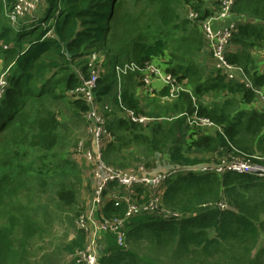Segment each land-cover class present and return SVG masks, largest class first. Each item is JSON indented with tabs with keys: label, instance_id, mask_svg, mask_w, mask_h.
I'll use <instances>...</instances> for the list:
<instances>
[{
	"label": "trees",
	"instance_id": "trees-1",
	"mask_svg": "<svg viewBox=\"0 0 264 264\" xmlns=\"http://www.w3.org/2000/svg\"><path fill=\"white\" fill-rule=\"evenodd\" d=\"M17 1L0 0V69L7 73L0 98V264H25L27 243L37 232L34 204L50 186L48 199L74 220L84 210L81 181L67 152L72 142L52 104L70 99L73 115L89 126V105L74 92L92 69L98 73L92 95L104 120L107 165L148 169L156 155L172 167L219 164L217 159L231 157L264 159V113L252 103L254 90L264 87L252 52L264 46V0H235L231 7L225 60L243 71L234 78L206 63L212 60L199 23L218 9V0H144L138 14L123 4L118 8V0H43L42 17L32 13L14 24L10 15ZM92 54L102 58L92 64ZM131 63L141 69L158 66L189 92L163 103L170 87H153L160 98L143 106L136 91L145 74L118 76L114 69ZM193 105L222 131L195 132L184 117L138 124L127 114L173 116L191 113ZM161 203L181 217L132 218L125 247L104 234L97 264H264V178L188 173L166 182ZM124 211L125 204L115 201L101 210L106 218ZM85 246V234L77 229L62 252L75 256Z\"/></svg>",
	"mask_w": 264,
	"mask_h": 264
},
{
	"label": "built area",
	"instance_id": "built-area-1",
	"mask_svg": "<svg viewBox=\"0 0 264 264\" xmlns=\"http://www.w3.org/2000/svg\"><path fill=\"white\" fill-rule=\"evenodd\" d=\"M234 1L218 0V9L199 23L200 30L206 42V50L210 54L213 66L229 78L243 75V71L239 67L229 65L225 60V52L231 39V31L227 27L216 28L215 25L231 21V7ZM42 3L43 0H18L10 15L11 23L15 24L23 16L34 13ZM195 16L190 14V17L195 18ZM262 49H264V46L256 48L254 51L260 52ZM99 58L102 57L97 54H92L90 56V63L94 64ZM154 67L156 66L149 65L141 69L131 63L124 64L123 66H115L114 69L118 76L127 74L128 72L144 73L145 76L140 80L141 83L138 90L140 94L150 93L154 81H159L162 87L169 86V95L162 98L163 103L171 102L179 91L189 92V88L176 84L170 74L163 70H156ZM259 69V73L264 74V70L260 67ZM97 74V70L92 69L90 77L87 80H82L81 87L74 92L79 93V96L88 103L90 108V111L86 114V119L91 122L88 126V134L91 138V149H88L87 155L92 159L94 164L92 193L86 202L85 209L75 219V225L77 229L84 232L86 241L85 249L75 254L74 259L76 264L98 263V257L103 246L104 234H113L117 245L122 248L125 247L126 224L132 218L138 216H156L160 218L175 216L164 208L161 203V196L168 180L188 173H214L216 175H223L227 172L249 174L264 178V164L262 163L264 159L257 156L253 157L255 162L250 160L245 161L238 157H231L227 161L222 160L219 164L201 163L190 167H173L160 172H151L143 165L124 170L107 165L102 159V150L105 147L103 142L105 134L103 130L104 120L96 113V106L92 95L98 78ZM6 75L7 73L5 71L2 73L0 69V98L4 94L7 85ZM247 86L251 87L249 83ZM254 94L253 106L264 113V87L254 90ZM205 100L208 101V99ZM206 104L208 103L206 102ZM193 108L194 110L189 114L186 121L191 129L195 132L199 129L206 135L222 131L221 127L214 124L211 120L198 115L197 105H193ZM185 113L176 114L174 117H182ZM127 114L133 123L145 124L150 121L146 115L136 114L133 111H127ZM76 149L78 152H81L82 145L78 144ZM135 187L149 189L151 191V197L147 198L144 195L141 198H134L132 193ZM110 201L123 202L125 204V211L122 216L104 217L101 212L102 207ZM219 206L221 209L226 208L224 203Z\"/></svg>",
	"mask_w": 264,
	"mask_h": 264
},
{
	"label": "rangeland",
	"instance_id": "rangeland-1",
	"mask_svg": "<svg viewBox=\"0 0 264 264\" xmlns=\"http://www.w3.org/2000/svg\"><path fill=\"white\" fill-rule=\"evenodd\" d=\"M120 4H123L124 6L128 7L131 11L137 14L140 13L144 8V0L116 1V6L118 8ZM55 7L56 4H54L51 7V10L47 12L51 16L50 18H52L54 15ZM44 8L45 3L43 2L32 15L42 17L44 15V12L46 11V8ZM258 59L261 60V62H264V56L258 57ZM89 60L91 62V59ZM208 61L209 62L206 63H208L209 66H212V61L211 63L210 59H208ZM258 66L262 67L260 64H258ZM154 68L156 70H160L158 66ZM111 69H113V66L109 68V70ZM3 72L4 71L2 69V73ZM152 85L153 87H160L161 83L159 81H154ZM138 90L139 88L137 86L136 95H138V98L140 99L141 104L143 106H147L149 102H151L152 100H157L159 97L157 95V92H155L160 90L158 88H151V92L148 94H140ZM69 100L70 99L67 98L65 101L52 104V107L55 111L59 112L60 114L61 122L63 125H65L64 132L69 133L72 142V147L67 152L69 153L70 159L73 161V165L76 169V174L79 180L81 181L79 188L80 202H82L83 206L84 204L86 206V202L92 193L94 181V164L92 162V159L89 158L87 155L88 149H91V138L88 134V126H86L83 121L79 120L73 115V109L67 103ZM160 100L162 99L160 98ZM98 106L99 107L97 110H100L101 114L104 115L102 107L100 105ZM107 113L111 114L110 111H108ZM189 114L190 113L186 112L185 115L182 117H184L187 121ZM174 116L175 115H168L160 116L157 118L147 116L150 119V121H148L147 123L152 121H170L175 118ZM194 137L195 135H191L190 137H188L187 142L192 141ZM75 143L76 146L74 147ZM78 144L82 145L81 152H78L76 149ZM166 166L167 164L165 162V157L163 155H156L148 169L151 172H160L157 170H162ZM51 191L52 187L50 186L49 190L41 197L37 198L35 201L34 205L36 206V208H38L36 215L37 232L36 236H33L27 243V260L25 264H69V262L72 261L75 257L73 255H68L65 252H62V247H64L75 236L77 230L75 220L72 217V213L69 212L68 209H60L56 207L51 200L48 199L51 197ZM168 211L171 214H174L175 216H169L168 218L163 219H177L180 217V213L173 212L170 210ZM262 238L263 235L261 236V239Z\"/></svg>",
	"mask_w": 264,
	"mask_h": 264
},
{
	"label": "crops",
	"instance_id": "crops-1",
	"mask_svg": "<svg viewBox=\"0 0 264 264\" xmlns=\"http://www.w3.org/2000/svg\"><path fill=\"white\" fill-rule=\"evenodd\" d=\"M226 24H227V22H225ZM225 23H221V25H216L215 27H217V28H221V27H224L226 24ZM231 24H232V22L230 21V22H228V25L229 26H231ZM252 52H253V54H254V56H255V62H256V64L258 63V64H260L262 67H260L262 70H264V62H261V60H259L258 59V57H263L264 56V49H262L260 52H256V51H254V50H252ZM208 158H210V157H208ZM221 160H223V159H217V161L218 162H220ZM205 162H207V163H213V164H215L214 163V161H205ZM171 168H173L172 166H169V165H167L166 167H164L162 170H157V171H166V170H169V169H171ZM153 172H155V171H153ZM138 189V190H137ZM141 194V195H140ZM132 195H133V197L134 198H141V197H144V195H146L147 196V198H150L151 197V191L149 190V189H145V188H143V187H135L134 188V190H133V193H132Z\"/></svg>",
	"mask_w": 264,
	"mask_h": 264
},
{
	"label": "water",
	"instance_id": "water-1",
	"mask_svg": "<svg viewBox=\"0 0 264 264\" xmlns=\"http://www.w3.org/2000/svg\"><path fill=\"white\" fill-rule=\"evenodd\" d=\"M226 25H228V23H227ZM226 25H225V26H226ZM66 46H67L66 44L63 45V53L67 56L68 59H71V58H72V55L68 53V51H67V49H66ZM102 250H103V246H102V248H101V251H102Z\"/></svg>",
	"mask_w": 264,
	"mask_h": 264
}]
</instances>
